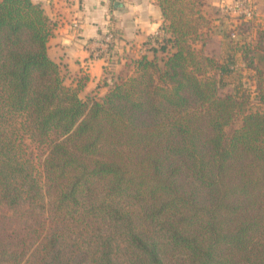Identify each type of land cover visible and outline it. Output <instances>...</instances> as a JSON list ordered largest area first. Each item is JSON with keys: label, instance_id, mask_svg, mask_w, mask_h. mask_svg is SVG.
Here are the masks:
<instances>
[{"label": "trees", "instance_id": "obj_1", "mask_svg": "<svg viewBox=\"0 0 264 264\" xmlns=\"http://www.w3.org/2000/svg\"><path fill=\"white\" fill-rule=\"evenodd\" d=\"M156 3L151 55L82 98L42 4L0 0V264H264V41Z\"/></svg>", "mask_w": 264, "mask_h": 264}, {"label": "crops", "instance_id": "obj_2", "mask_svg": "<svg viewBox=\"0 0 264 264\" xmlns=\"http://www.w3.org/2000/svg\"><path fill=\"white\" fill-rule=\"evenodd\" d=\"M32 1L42 4L49 18L55 22L48 42L49 57L61 67L67 84L84 83L80 94L82 98L93 94L102 96L107 91L104 86L107 77L104 61L93 59L92 54L108 25L116 32L110 69L116 73L147 52L148 41L160 32L163 23L156 0ZM224 2L230 3L231 0L221 1ZM218 22V19H213L215 25ZM74 24L79 25V30L73 29ZM223 30L229 32V29ZM236 47L228 44L229 49ZM237 55L240 56V53Z\"/></svg>", "mask_w": 264, "mask_h": 264}, {"label": "rangeland", "instance_id": "obj_3", "mask_svg": "<svg viewBox=\"0 0 264 264\" xmlns=\"http://www.w3.org/2000/svg\"><path fill=\"white\" fill-rule=\"evenodd\" d=\"M222 0H206V6H205V13L209 17V19H218V27L223 29H229L230 31L231 27L236 23L238 25V32L239 37L241 36L240 40H249L252 43L256 42L258 40L264 41V0H248L252 3V5L256 9V16L254 19L249 20L247 22H242L241 19L233 16V14L230 13V11L227 10L224 3H221ZM226 31V30H223ZM232 41L227 38L225 43L227 46L224 48V53L228 51V44H230ZM237 48H235L236 50ZM230 50V49H229ZM238 52H236V67H243L242 62L240 60V56L237 55ZM151 55V53L149 54ZM132 67L131 65H126L124 67H121L116 73H114L115 78L117 76H127L130 73H132ZM246 74L243 73V76ZM232 79L239 80V75L235 74L232 76ZM243 81L245 79L243 78ZM239 125V123H237Z\"/></svg>", "mask_w": 264, "mask_h": 264}, {"label": "built area", "instance_id": "obj_4", "mask_svg": "<svg viewBox=\"0 0 264 264\" xmlns=\"http://www.w3.org/2000/svg\"><path fill=\"white\" fill-rule=\"evenodd\" d=\"M228 11H230L233 16L242 20V22H247L252 20L256 16V9L252 5V3L248 0H231L230 3H224ZM74 30H79V25L74 24ZM229 39L231 41L237 42L240 40L238 32V25L234 23L231 27ZM162 33L158 32L154 37L151 38L150 42L152 46L155 45V41L161 37ZM116 42V32L115 30L108 25L106 32L100 37L99 41L96 43V49L93 51L92 58L93 59H101L104 61V66L106 69L111 68L112 64V54L111 50L114 47Z\"/></svg>", "mask_w": 264, "mask_h": 264}]
</instances>
